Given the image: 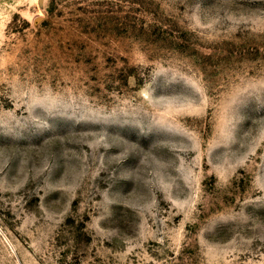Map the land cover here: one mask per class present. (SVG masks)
<instances>
[{"label": "rangeland", "instance_id": "rangeland-1", "mask_svg": "<svg viewBox=\"0 0 264 264\" xmlns=\"http://www.w3.org/2000/svg\"><path fill=\"white\" fill-rule=\"evenodd\" d=\"M0 264H264V0H0Z\"/></svg>", "mask_w": 264, "mask_h": 264}]
</instances>
